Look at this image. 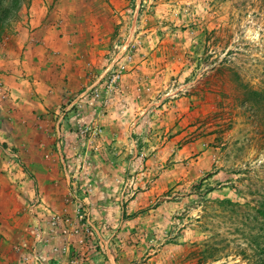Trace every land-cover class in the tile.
<instances>
[{"label":"rangeland","instance_id":"1","mask_svg":"<svg viewBox=\"0 0 264 264\" xmlns=\"http://www.w3.org/2000/svg\"><path fill=\"white\" fill-rule=\"evenodd\" d=\"M36 130L49 196L21 199ZM6 225L11 264H264V0H24L0 39Z\"/></svg>","mask_w":264,"mask_h":264},{"label":"crops","instance_id":"2","mask_svg":"<svg viewBox=\"0 0 264 264\" xmlns=\"http://www.w3.org/2000/svg\"><path fill=\"white\" fill-rule=\"evenodd\" d=\"M66 71H68V69ZM73 75H75V74H70L67 77L69 78L70 83L72 82V79H74L72 84L75 88H78V91L75 95L76 97H74L72 100H67L66 102H65V100H62L61 103H63L64 107H62V104H60V106L62 107V110H60V112L61 113L63 112V116L62 115L60 116V120H58V123L65 117L64 115H66V112H68L69 109L73 108L74 105H75V107H77L76 105H80L79 99H80V97H82V94L80 92L82 91V89H83L82 87L85 84L82 83L81 80L77 81L75 79V76H73ZM39 79H40V83H39V85H40V84H42L41 82L43 81V78L41 77ZM28 84L29 83L25 84V86H21L20 84L14 82L10 86V88H11L10 92L12 93L11 96L19 97V99H21V101H23L22 103H20L21 105L19 106V108H21L22 111H24L26 113H32V116H36V118H40L42 116L43 117H45V116L49 117L48 112H46V109H50L48 107L53 105V103L49 102L48 99L44 96L39 95V97L34 96L33 98H31V96H28V92H26L27 91L26 88H27ZM42 85H44V84H42ZM42 88H43V86H42ZM42 88L41 87L37 88L35 90V93L36 94L41 93L43 95V93H45V92L42 90ZM29 89L31 90V88H29ZM52 91L54 92L55 89H52ZM20 95H22V97ZM23 95H26L27 99L24 98ZM55 113H57V111H55ZM71 113H73V111L70 112L69 116L71 115ZM30 130L32 132H34L33 128ZM44 136L47 137L48 134L44 133L43 131L38 130L37 134H36L37 139L34 142H32V144H31L32 145L31 153H33L32 154L33 156H32V160L30 161V163L26 164V165H27V167H30L31 174L33 175V177L34 176L35 177L34 178L32 177L31 179H28V177L21 179L22 181H20V182L22 183V185L27 186L25 192H23V190L21 192V194H22L21 199H27V197L30 198L31 200L34 197H36V198L41 197V198H47L48 199L49 193L48 192L42 193L43 189L45 187H48V185H49L48 178L43 177V178H40V180H39V173L44 174V167L48 166V162H46L45 160H43L40 157L44 152L46 154H48V150H49V148H48L49 142H45V141L41 142V138L43 139ZM36 142H37V145L35 147L34 144ZM46 156L48 157V155H46ZM48 159H49V157H48ZM39 183H40V186L43 187L42 189L39 190V191H41L40 194L38 192H36V191H38ZM28 186H31V188H29ZM6 227H8V228H6L7 236L9 235V233L12 234V233H15L17 231L16 229H14L16 226L6 225ZM11 229H14V230H11ZM7 240H8V242L4 241L0 244V251L2 250L5 253H7L6 255H3V257H0V264H11V260L16 257V255L14 254V247H16L17 244L13 243L12 240H9V236L7 237Z\"/></svg>","mask_w":264,"mask_h":264},{"label":"trees","instance_id":"3","mask_svg":"<svg viewBox=\"0 0 264 264\" xmlns=\"http://www.w3.org/2000/svg\"><path fill=\"white\" fill-rule=\"evenodd\" d=\"M23 1L24 0H0V39L7 24L17 17Z\"/></svg>","mask_w":264,"mask_h":264},{"label":"built area","instance_id":"4","mask_svg":"<svg viewBox=\"0 0 264 264\" xmlns=\"http://www.w3.org/2000/svg\"><path fill=\"white\" fill-rule=\"evenodd\" d=\"M95 96L97 97L98 94L96 93ZM107 112H108V110H107ZM88 130H89V127L86 126V127H84L81 131H82V132H87ZM96 130H97L96 128H93V127L91 128V131H92V134H93V135L96 134V132H97Z\"/></svg>","mask_w":264,"mask_h":264}]
</instances>
